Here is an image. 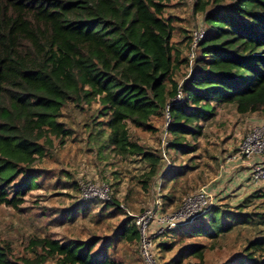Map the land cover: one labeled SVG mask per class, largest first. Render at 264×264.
I'll return each mask as SVG.
<instances>
[{
  "label": "trees",
  "instance_id": "trees-1",
  "mask_svg": "<svg viewBox=\"0 0 264 264\" xmlns=\"http://www.w3.org/2000/svg\"><path fill=\"white\" fill-rule=\"evenodd\" d=\"M170 1L0 0V207L18 209L38 187L37 159L54 140L64 145L71 135L60 122L70 103H97L106 147L149 162L146 190L169 173L161 172L162 158L130 139L128 125L153 131L152 120L168 112L172 140L166 153L186 155L196 147L184 142L204 136V124L216 118L219 106H231L240 116L264 113V0L196 1L206 34L182 83L175 72L190 61L172 43L175 26L165 17ZM180 92L182 100L174 101ZM106 205L122 211L114 199ZM248 218L215 203L198 224L180 231L214 241L250 223ZM118 231L122 239L140 242L133 218L123 220ZM100 243L95 237H34L30 256H16L0 241V264H122L110 255V244L96 251ZM263 250L264 238H257L223 264H264L257 256ZM205 251L191 244L169 264L203 260Z\"/></svg>",
  "mask_w": 264,
  "mask_h": 264
},
{
  "label": "rangeland",
  "instance_id": "rangeland-1",
  "mask_svg": "<svg viewBox=\"0 0 264 264\" xmlns=\"http://www.w3.org/2000/svg\"><path fill=\"white\" fill-rule=\"evenodd\" d=\"M196 1L171 0L165 11V17L171 18L175 26L172 43L182 58L190 61V66L184 65L175 72L178 83L190 73L192 58L197 55L192 45L194 32L206 30L204 14L194 10ZM99 109L97 103L68 104L60 122L71 130V135L64 145L54 140L53 146H47L45 157L37 159L34 169L42 173L38 187L24 198L18 209L0 207V241L8 242L16 256H30L27 246L34 237L62 242L95 237L101 239L96 251L106 242L111 245L110 255L122 264H145L140 244L120 237L121 222L141 216L157 201L165 214L172 213L203 186L211 190L214 201L218 199L215 203L219 207L232 214L248 215L250 223L236 226L231 233L214 241L190 238L180 231L182 226L166 231L155 238L162 264L177 260L179 251L191 244L205 246V257L203 260L189 257L183 264H223L230 257L242 254L249 242L264 238V180L256 184L250 174L252 188L245 187L241 173L251 171L254 158L237 156L245 137L264 126L263 112L240 116L231 106H219L216 118L204 124V136L184 142L196 147L186 155L173 150L166 153L172 140L166 131L167 115L152 120L153 131L128 125L130 139L162 158L161 172L169 173L166 180L162 175L157 176L156 190V180L146 190L144 184L151 170L149 162L139 156L117 155L106 147L107 135H99L102 126L98 125L104 122L98 115ZM234 156L237 158L231 160ZM258 158L264 160V156ZM237 186L244 195L241 200L235 195ZM86 191L91 193L90 197H85ZM112 199L120 204L121 212L106 205ZM240 204L245 206L242 210L236 208ZM193 223L198 224V218ZM169 245H173L171 250L165 248ZM257 256L264 259V250ZM47 264H54V260Z\"/></svg>",
  "mask_w": 264,
  "mask_h": 264
},
{
  "label": "built area",
  "instance_id": "built-area-1",
  "mask_svg": "<svg viewBox=\"0 0 264 264\" xmlns=\"http://www.w3.org/2000/svg\"><path fill=\"white\" fill-rule=\"evenodd\" d=\"M206 30L201 28L193 34V49H198L199 42L204 38ZM195 59L192 58V62ZM182 100V93L177 95L176 102ZM168 119L169 113L166 112ZM240 158H255L264 156V126L255 128L242 141L238 154ZM234 156L233 158H237ZM251 168V179L254 183L264 180V164L253 163ZM85 191V190H84ZM91 193H84L90 197ZM215 205L211 190L203 186L196 193L188 196L183 205L172 213L165 214L162 204L157 201L153 207L147 209L141 216H134L133 220L140 232V255L145 264H162L158 257L155 238L166 231H173L176 228L191 224L201 215L208 212Z\"/></svg>",
  "mask_w": 264,
  "mask_h": 264
},
{
  "label": "crops",
  "instance_id": "crops-1",
  "mask_svg": "<svg viewBox=\"0 0 264 264\" xmlns=\"http://www.w3.org/2000/svg\"><path fill=\"white\" fill-rule=\"evenodd\" d=\"M236 112V111H235ZM239 115V114H238ZM252 120H255V119H252ZM262 122H264V121H262ZM253 161H254V163L255 162H257V163H259V162H262V161H264L262 158H258V157H256V158H254L253 159ZM246 168H249V167H246ZM250 174H251V171L249 170V169H247V170H245L244 171V173H241V182H245L246 184H245V187H248V188H252V186H251V183L249 182V178H250ZM241 182H238V185H241ZM238 188L236 189V196L238 197V199H242L243 197H244V195L243 194H241L240 192L242 191V189H240L239 188V186H237ZM225 195V194H224ZM243 195V196H242ZM222 197V196H221ZM218 201V199L217 200H215V202H217Z\"/></svg>",
  "mask_w": 264,
  "mask_h": 264
}]
</instances>
